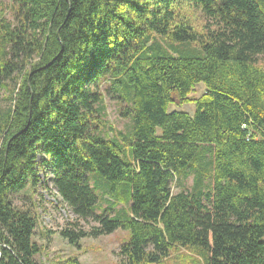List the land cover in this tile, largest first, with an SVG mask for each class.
I'll return each instance as SVG.
<instances>
[{
	"label": "trees",
	"instance_id": "trees-1",
	"mask_svg": "<svg viewBox=\"0 0 264 264\" xmlns=\"http://www.w3.org/2000/svg\"><path fill=\"white\" fill-rule=\"evenodd\" d=\"M13 1L14 20L0 9V264H42L37 218L14 199L40 185L39 157L76 217L60 232L71 244L124 229L117 264L194 248L205 264H264V0ZM199 84L193 114L170 110ZM106 96L127 133L104 136ZM90 173L123 186L110 210L125 207L97 213Z\"/></svg>",
	"mask_w": 264,
	"mask_h": 264
},
{
	"label": "rangeland",
	"instance_id": "rangeland-1",
	"mask_svg": "<svg viewBox=\"0 0 264 264\" xmlns=\"http://www.w3.org/2000/svg\"><path fill=\"white\" fill-rule=\"evenodd\" d=\"M13 0H0V9L5 17L14 20L12 11ZM200 20L197 19L196 23ZM260 67L264 68V60H260ZM108 84H103L102 89ZM205 85L199 84L190 93L189 99L181 106L177 104L170 105V110H185L190 114L195 111V100L201 97L205 92ZM121 106L119 103L106 96L107 117L104 136L112 137L120 132L127 133L130 130V121L121 117ZM114 129H110V128ZM40 157L37 160L39 168L40 185L35 189H27L15 196V203L18 207L30 209L37 218V228L34 241L39 245L40 252L35 259L42 264H75L77 260L80 264H117L119 262L118 253L120 248L129 242L131 238L130 230L118 229L117 231L99 237H85L79 240L77 244H71L64 238L60 232L66 228L69 222L75 220V215L62 203L60 196L53 184L52 171L49 168L40 166ZM88 179L98 196L96 212L102 213L109 211L112 215L117 210L125 207L124 201L121 203L113 200L117 206L110 210L111 196H115L117 189L124 190L119 185L114 192L109 189L110 184L98 173L88 174ZM181 179H175L172 188L173 193L181 190H187L181 185ZM124 185V184H123ZM126 186V185H124ZM185 186L189 189L194 187V175L186 179ZM123 196L124 195H118ZM96 223L91 221L89 224H83L86 230ZM195 249V250H194ZM181 250L173 252L171 257L166 259V264H205L203 254L200 248Z\"/></svg>",
	"mask_w": 264,
	"mask_h": 264
}]
</instances>
